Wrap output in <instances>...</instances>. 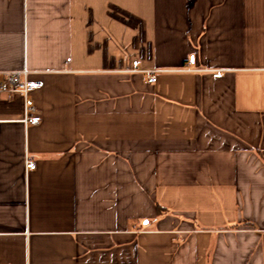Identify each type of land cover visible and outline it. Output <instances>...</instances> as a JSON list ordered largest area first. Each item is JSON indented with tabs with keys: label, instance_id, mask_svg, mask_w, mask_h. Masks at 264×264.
<instances>
[{
	"label": "crops",
	"instance_id": "1",
	"mask_svg": "<svg viewBox=\"0 0 264 264\" xmlns=\"http://www.w3.org/2000/svg\"><path fill=\"white\" fill-rule=\"evenodd\" d=\"M25 67L0 264H264V0H0V70Z\"/></svg>",
	"mask_w": 264,
	"mask_h": 264
},
{
	"label": "built area",
	"instance_id": "2",
	"mask_svg": "<svg viewBox=\"0 0 264 264\" xmlns=\"http://www.w3.org/2000/svg\"><path fill=\"white\" fill-rule=\"evenodd\" d=\"M133 72L140 71L146 75L147 81L154 83L157 80V71L150 69H139L138 61L133 62ZM32 71L27 67L17 70H0V97H13L20 94L24 100V117L22 122L25 125H37L41 122V112L37 108L32 93L42 88L43 81L30 78ZM215 77L222 75V70L213 72ZM3 120H0V125ZM26 169L32 170L37 166L36 161L26 156Z\"/></svg>",
	"mask_w": 264,
	"mask_h": 264
}]
</instances>
